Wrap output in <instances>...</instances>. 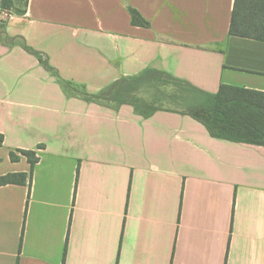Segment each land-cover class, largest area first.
Returning <instances> with one entry per match:
<instances>
[{
    "label": "crops",
    "instance_id": "crops-1",
    "mask_svg": "<svg viewBox=\"0 0 264 264\" xmlns=\"http://www.w3.org/2000/svg\"><path fill=\"white\" fill-rule=\"evenodd\" d=\"M12 2L0 175L28 173L20 150L38 161L25 184L0 185V264H264V146L174 109L86 100L24 47L87 93L148 67L208 93L264 92V41L229 35L234 0Z\"/></svg>",
    "mask_w": 264,
    "mask_h": 264
},
{
    "label": "trees",
    "instance_id": "trees-1",
    "mask_svg": "<svg viewBox=\"0 0 264 264\" xmlns=\"http://www.w3.org/2000/svg\"><path fill=\"white\" fill-rule=\"evenodd\" d=\"M0 7L12 10L13 2L12 0H0ZM128 10L132 24L150 26V23L136 9L128 7ZM17 12L22 13L23 10L18 9ZM229 35L264 41V0H234ZM24 47L38 57L44 68L55 75L64 88L72 89L86 100L114 107L127 103L133 106L136 113L144 117L150 116L158 109H174L200 121L212 137L264 146L263 91L220 84L215 93H208L161 69L148 67L137 75L122 76L96 93H87L79 85L62 79L39 52L26 45ZM142 88L154 90L156 96H152L149 100L134 99L135 92ZM156 97H168L172 104L156 105L154 102ZM3 140V134L0 133V146H2ZM41 146L39 145V147ZM20 153L27 157L30 165L28 173L31 176L34 165L38 161L36 152L20 150ZM10 159L16 161L18 156L10 152ZM28 173L8 172L2 174L0 175V185H23L26 183ZM65 253L66 246L64 256Z\"/></svg>",
    "mask_w": 264,
    "mask_h": 264
},
{
    "label": "rangeland",
    "instance_id": "rangeland-1",
    "mask_svg": "<svg viewBox=\"0 0 264 264\" xmlns=\"http://www.w3.org/2000/svg\"><path fill=\"white\" fill-rule=\"evenodd\" d=\"M135 96L136 97L134 99H140V100L141 99H148L149 100V99H151L152 96H156V93L154 92V90H151L150 88H142V89H139L138 91L135 92ZM154 99H156L154 101L156 103V105L157 104H163V105L172 104V101H169L168 97H166V98H157L156 97ZM192 100L195 102L194 99H192Z\"/></svg>",
    "mask_w": 264,
    "mask_h": 264
},
{
    "label": "built area",
    "instance_id": "built-area-1",
    "mask_svg": "<svg viewBox=\"0 0 264 264\" xmlns=\"http://www.w3.org/2000/svg\"><path fill=\"white\" fill-rule=\"evenodd\" d=\"M11 15V10L3 9L0 7V21L6 20Z\"/></svg>",
    "mask_w": 264,
    "mask_h": 264
}]
</instances>
